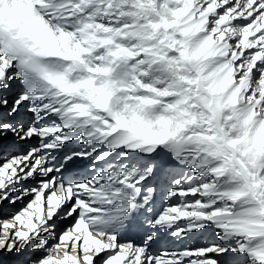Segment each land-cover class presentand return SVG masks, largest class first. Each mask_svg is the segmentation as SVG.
<instances>
[{
	"label": "snow or ice",
	"instance_id": "6c2138e0",
	"mask_svg": "<svg viewBox=\"0 0 264 264\" xmlns=\"http://www.w3.org/2000/svg\"><path fill=\"white\" fill-rule=\"evenodd\" d=\"M0 264H264V0H0Z\"/></svg>",
	"mask_w": 264,
	"mask_h": 264
}]
</instances>
